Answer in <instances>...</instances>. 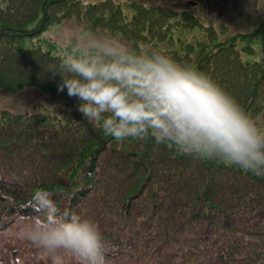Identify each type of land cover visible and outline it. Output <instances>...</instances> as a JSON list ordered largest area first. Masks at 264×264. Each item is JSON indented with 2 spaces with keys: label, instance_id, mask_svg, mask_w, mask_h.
Instances as JSON below:
<instances>
[{
  "label": "trees",
  "instance_id": "16d2710c",
  "mask_svg": "<svg viewBox=\"0 0 264 264\" xmlns=\"http://www.w3.org/2000/svg\"><path fill=\"white\" fill-rule=\"evenodd\" d=\"M130 7L0 0V91L46 92L33 112L0 109V234L10 235L0 242H29L20 239V217L37 215L31 195L39 188L96 223L107 264H264V178L152 140L117 142L91 124L82 131L77 101L57 91L60 78L49 72L75 44L61 48L46 35L75 17L88 33L154 48L210 77L251 118L264 112V55L243 54L257 53L264 21L222 40L190 4Z\"/></svg>",
  "mask_w": 264,
  "mask_h": 264
},
{
  "label": "clouds",
  "instance_id": "9594fccd",
  "mask_svg": "<svg viewBox=\"0 0 264 264\" xmlns=\"http://www.w3.org/2000/svg\"><path fill=\"white\" fill-rule=\"evenodd\" d=\"M57 91L77 101L83 121L117 142L154 141L157 146L234 166L264 178V129L215 81L148 46L136 48L111 34L84 38L64 49L51 68ZM23 105L0 94V109ZM37 215L21 216L19 236L61 264H107V244L96 223L61 209L52 193L36 189Z\"/></svg>",
  "mask_w": 264,
  "mask_h": 264
},
{
  "label": "rangeland",
  "instance_id": "374dc122",
  "mask_svg": "<svg viewBox=\"0 0 264 264\" xmlns=\"http://www.w3.org/2000/svg\"><path fill=\"white\" fill-rule=\"evenodd\" d=\"M84 3H94L99 0H82ZM125 4V8L130 10L132 1H141L147 5H164L188 3L203 22L217 27L219 38L224 40L227 36L237 32L252 31L264 21V0H117ZM199 2V3H198ZM180 7V6H178ZM84 21L75 17H69L63 21L53 23L46 35L56 40L61 45L67 47L68 43L77 45L84 38L90 37L91 33L85 31ZM99 36V35H96ZM122 42L131 45L132 43L118 37ZM180 43H176L179 48ZM257 53L255 55L243 54L245 61L260 59L264 55V42L256 44ZM0 94H13L23 105H13L3 110L14 113L33 112L37 104L46 101V92L36 88H26L16 92L1 91ZM260 129H264V112L250 118Z\"/></svg>",
  "mask_w": 264,
  "mask_h": 264
},
{
  "label": "flooded vegetation",
  "instance_id": "af4514ba",
  "mask_svg": "<svg viewBox=\"0 0 264 264\" xmlns=\"http://www.w3.org/2000/svg\"><path fill=\"white\" fill-rule=\"evenodd\" d=\"M0 264H53L52 255L31 243L0 244ZM61 264L68 263L62 256Z\"/></svg>",
  "mask_w": 264,
  "mask_h": 264
}]
</instances>
